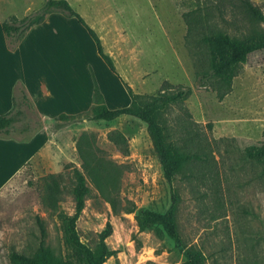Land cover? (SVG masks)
I'll return each mask as SVG.
<instances>
[{"label":"rangeland","instance_id":"1","mask_svg":"<svg viewBox=\"0 0 264 264\" xmlns=\"http://www.w3.org/2000/svg\"><path fill=\"white\" fill-rule=\"evenodd\" d=\"M10 1L12 13L23 19L40 13L48 0ZM67 1L97 32L118 75L109 71L88 35L59 22L62 36L49 43L45 28L35 31L32 65L28 50L22 53L24 65L33 69V82L44 80L49 56L54 62L50 78L56 107L73 102L93 75L111 104L117 92L108 81H118L124 91L125 82L146 97L157 95L166 82L190 88L189 99L166 110L162 121L170 140L200 159L169 185L145 123L129 116L113 122L62 123L56 121L60 115L48 118L39 113L34 95L16 81L13 97L18 106L5 113L12 111L16 121L8 134L0 135V264H12L13 252L30 255L37 250L39 219L46 229V245L65 258V235L57 216L75 213V167L85 174L90 188L77 223L80 240L95 249L99 234L108 223L113 226L107 244L114 255L104 264L185 261L171 239L159 238L153 231L139 232L135 213L128 211L164 212L171 205L172 190L180 198L179 232L186 245L204 253L207 264H264V175L260 164L245 158L247 147L264 146V51L239 66L221 100V84L211 72L206 50L187 41L183 13L191 0ZM251 1L264 13V0ZM84 64L89 71L92 65L95 68L93 75L88 73L89 81ZM4 68L0 79L6 88L15 80L9 67ZM124 91L119 97L125 102L118 107L127 105ZM115 136H120L117 141L111 139ZM33 141L39 144L35 154L24 147ZM79 149L96 168L101 187L85 171ZM50 175L60 176L56 210L43 203Z\"/></svg>","mask_w":264,"mask_h":264},{"label":"trees","instance_id":"2","mask_svg":"<svg viewBox=\"0 0 264 264\" xmlns=\"http://www.w3.org/2000/svg\"><path fill=\"white\" fill-rule=\"evenodd\" d=\"M55 12L77 19L94 40L98 54L110 71L118 75L114 60L105 52L97 32L87 24L67 0H48L43 10L36 15H30L23 19L12 17L10 21L3 22V30L10 48L14 49L32 26L43 23L48 15ZM183 19L188 29V43H197L208 54L211 72L219 78L221 84L219 99L222 100L230 90L232 82L238 74L239 66L246 64L251 55L264 51V13L251 0H191V7L183 13ZM227 27L237 30L238 34H230ZM90 71L93 75V70ZM93 80V106L88 111L77 115L62 114L56 121L62 123L85 120L113 122L124 116L135 117L146 124L154 151L162 166L163 178L169 185L173 184L176 177L182 174L190 164L200 159L199 155L181 150L176 146L170 140L168 129L162 121V115L166 110L189 99L192 94L190 88L174 87L166 82L157 95L146 97L135 93L127 83L123 82L131 103L128 107L111 110L106 105L104 95L94 75ZM24 98L26 99L27 96L25 95ZM17 106L18 100L13 97V109ZM18 113L20 112L18 111ZM13 114L11 111L7 115L0 116V135L9 133L16 121ZM119 137L115 136L111 139L117 141ZM79 151L84 161L85 171L93 176L94 182L101 187L96 168L86 158L82 149ZM245 158L260 164L264 175V146L247 147ZM73 175L72 193L75 201V213L70 216L60 212L57 216L65 235L68 251L65 258L55 255L52 249L46 245V229L44 223L39 219L38 225L41 231L39 247L30 255L13 252L11 255L12 264H104L114 255L107 244V239L113 233V226L110 223L99 234V243L95 249H91L80 240L77 223L85 209L90 188L85 174L79 168L73 169ZM59 178L60 176L56 175L48 176L50 183L46 185L43 195V203L54 210L58 209ZM179 203V196L172 190L171 205L164 212L151 208H133L128 211L135 213L139 232L153 231L159 238L171 239L175 247L184 253L185 261L182 264H207L204 253L196 247L186 245L179 232L177 224Z\"/></svg>","mask_w":264,"mask_h":264},{"label":"crops","instance_id":"3","mask_svg":"<svg viewBox=\"0 0 264 264\" xmlns=\"http://www.w3.org/2000/svg\"><path fill=\"white\" fill-rule=\"evenodd\" d=\"M11 7H12V3L10 0H0V8L2 10V13H0V68L2 70L3 67L6 68L8 66L11 71V74L13 75V78H14L13 80H15V81L10 82L9 86H6V88H4V83H2L3 80L0 79V116L12 110L13 91L17 83L16 81L18 80L22 81L23 84L29 89L31 94L34 95L36 108L39 111V113H41L45 117H48V118L56 117L62 114L77 115V114L88 111L94 104V98H93L94 85H93V80H91V83L89 81L90 78H89L88 73H90V71H89V67H87V64H84V68H85L84 75L85 76L87 75V79L89 81L88 86H86L83 91L78 93V95L75 97L73 102L71 101L65 102L63 106L60 105L59 107L58 106L56 107L55 104H52V102L56 101V97L54 96V90H53L54 82L50 78V73L54 69V65H53L54 62L50 61L52 58L48 60L49 56L47 57L48 70H47V75L45 76V78H43L44 80L40 82L37 81L36 83H34L33 82V69H31L32 68L31 65L33 64V35L35 31L45 28L47 32L46 40L49 43L50 38L54 40V39H59V37L62 36L63 32L59 26L60 23H64L67 26H72L73 28L75 25L78 31H81L83 33L84 37L85 35H88L90 39H92L89 33L87 32V30L77 21V19L69 18V17L64 16L61 13L55 12V13H51L50 15H48L43 23L32 26L27 31L23 39L17 44V46L14 49H11L9 46L7 37L5 35V32L3 30V26H2L3 22L10 21L12 17H17L16 15H14V13H12L13 11H11ZM54 20H57V23H55ZM93 42L94 40L92 39V43ZM94 45L96 48V52L98 53L95 42H94ZM26 50H28V53L31 56L30 57V60H31L30 69L31 70H28V67L24 65L26 60L25 58H23L22 53ZM17 64H18V69L16 71ZM49 65H52L51 69H49ZM22 66H23V69H22ZM92 68L93 70L95 69L93 65H92ZM98 85L100 87L102 94L104 95L106 105L108 106L109 109L116 110V109L128 107L130 105L131 99L129 97L127 90H125L129 97V99L126 100L127 105L125 106L119 105L118 107L117 104H121L122 102H125V100H122L119 97V96H122L124 87L121 85V90H120L118 81H115V82L108 81V86L110 87V89L117 92V96L113 98L115 99V101L112 102V104L111 102H109L108 97L106 96L105 88L103 87V85L101 84H98ZM78 86H80V84ZM125 91H124V94H125ZM114 103L116 104V106L114 105ZM38 145H39L38 141H33V144H30L24 147L30 148L31 154L32 153L35 154V152L37 151L39 147ZM16 148L18 149V147ZM20 149L21 148H19V150Z\"/></svg>","mask_w":264,"mask_h":264}]
</instances>
